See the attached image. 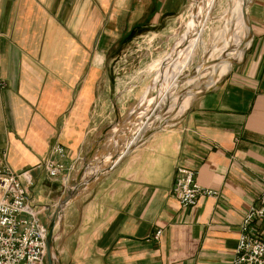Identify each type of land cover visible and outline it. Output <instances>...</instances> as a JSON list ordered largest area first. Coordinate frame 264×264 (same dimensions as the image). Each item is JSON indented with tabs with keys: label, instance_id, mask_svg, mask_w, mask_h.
Listing matches in <instances>:
<instances>
[{
	"label": "crops",
	"instance_id": "0c3cea01",
	"mask_svg": "<svg viewBox=\"0 0 264 264\" xmlns=\"http://www.w3.org/2000/svg\"><path fill=\"white\" fill-rule=\"evenodd\" d=\"M178 1L159 0L158 8H180ZM249 1L242 4L249 44L241 40L235 55H222L220 76L231 60L242 61L221 84L174 126L101 148L103 62L74 48L71 29L58 21L73 0H0V168L34 170L32 193L48 228L88 167L56 225L60 264L233 262L242 219L264 188V0ZM55 143L65 157L52 152ZM48 159L64 166L57 181L37 168ZM179 167L197 171L199 186L218 197L183 207L172 196ZM257 230L264 241V223Z\"/></svg>",
	"mask_w": 264,
	"mask_h": 264
},
{
	"label": "rangeland",
	"instance_id": "374dc122",
	"mask_svg": "<svg viewBox=\"0 0 264 264\" xmlns=\"http://www.w3.org/2000/svg\"><path fill=\"white\" fill-rule=\"evenodd\" d=\"M80 1L73 0L58 21L71 29L74 48H88L103 62L101 148H123L174 126L242 61L231 60V69L220 76L222 55H235L237 44L248 45L251 37L247 11L246 28L242 6L236 13L239 0H179L180 8L166 9L158 8L159 0L126 6L121 0H88L89 8ZM152 115L148 132L137 135Z\"/></svg>",
	"mask_w": 264,
	"mask_h": 264
},
{
	"label": "built area",
	"instance_id": "2783aa9c",
	"mask_svg": "<svg viewBox=\"0 0 264 264\" xmlns=\"http://www.w3.org/2000/svg\"><path fill=\"white\" fill-rule=\"evenodd\" d=\"M0 87H3L1 82ZM52 152L66 156V150L58 143L54 144ZM37 168L43 169L54 181L62 178L64 173V166L51 159ZM33 171L0 168V264H47L48 228L41 219L43 210L33 197ZM197 176L198 172L193 169L179 167L176 170L172 196L185 208L197 206L203 197L219 195L202 189ZM259 223H264V188L258 204L242 219L236 256L231 264H264V241L257 230ZM160 235L161 232L157 239Z\"/></svg>",
	"mask_w": 264,
	"mask_h": 264
},
{
	"label": "water",
	"instance_id": "95a60500",
	"mask_svg": "<svg viewBox=\"0 0 264 264\" xmlns=\"http://www.w3.org/2000/svg\"><path fill=\"white\" fill-rule=\"evenodd\" d=\"M86 167L78 176L73 180L70 187L68 188L66 195L60 205L58 206L55 214L53 215L51 222L48 226L47 236V264H60L58 258V252L55 246V229L59 221L60 216L63 213L66 205L73 199V195L82 187L81 180L86 173Z\"/></svg>",
	"mask_w": 264,
	"mask_h": 264
},
{
	"label": "bare ground",
	"instance_id": "6f19581e",
	"mask_svg": "<svg viewBox=\"0 0 264 264\" xmlns=\"http://www.w3.org/2000/svg\"><path fill=\"white\" fill-rule=\"evenodd\" d=\"M237 1V0H236ZM243 2H244V0H239V2L237 3L238 5L236 6V13H237V16L239 15V11H240V8H241V6H242V4H243ZM245 17V16H244ZM237 19H238V17H237ZM240 22V21H239ZM241 23V22H240ZM236 31V30H235ZM227 48H225V50H226ZM224 52V51H223ZM222 53V52H221ZM225 53V52H224ZM223 54V53H222ZM227 56H225V58H226ZM219 58H221V57H219ZM218 58V59H219ZM224 58V57H223ZM222 58V59H223ZM195 86V85H194ZM143 126H145V123L143 124ZM150 126V125H149ZM151 126H152V124H151ZM162 126V125H161ZM148 127V126H147ZM140 128V127H139ZM150 128V127H149ZM148 128V129H149ZM146 129L147 128H144L143 130H142V133H144L143 131H146ZM140 133V132H139ZM138 135V134H137ZM108 157V156H107ZM101 166V165H100ZM100 166H99V168H100Z\"/></svg>",
	"mask_w": 264,
	"mask_h": 264
}]
</instances>
